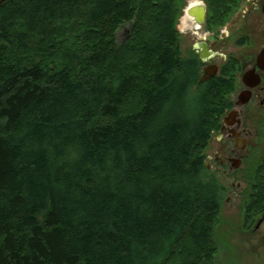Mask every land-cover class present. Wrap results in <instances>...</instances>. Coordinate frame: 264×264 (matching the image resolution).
<instances>
[{
  "label": "trees",
  "instance_id": "trees-1",
  "mask_svg": "<svg viewBox=\"0 0 264 264\" xmlns=\"http://www.w3.org/2000/svg\"><path fill=\"white\" fill-rule=\"evenodd\" d=\"M0 1V264H214L230 86L181 55V0ZM248 184L253 217L264 159Z\"/></svg>",
  "mask_w": 264,
  "mask_h": 264
},
{
  "label": "flooded vegetation",
  "instance_id": "flooded-vegetation-1",
  "mask_svg": "<svg viewBox=\"0 0 264 264\" xmlns=\"http://www.w3.org/2000/svg\"><path fill=\"white\" fill-rule=\"evenodd\" d=\"M185 1L181 0L175 25L179 47L183 41L178 24L183 19L182 29L189 32L184 41L189 42L185 57L196 61L198 80L205 77L207 79L201 82H206L224 75L230 86L229 108L214 132L216 147L212 155L205 156L204 167L227 180L232 177L228 193L233 197H242L249 188L253 172L249 166L243 171L244 161H251L257 152H260L259 158L264 159V144L262 151H258V143L255 142L258 138L256 123L260 120L256 114L264 111V69L257 63V56L264 48V0H224L226 7L220 9L222 13L217 12L213 16L208 15L210 10L206 0ZM238 16L240 24L236 27L234 20ZM226 42H231L229 49L224 48ZM243 47L248 51L238 54L237 51ZM249 72L253 77L244 79V74ZM235 179L241 182L235 184ZM243 210L245 229L259 230L264 223V208H251L253 217L250 210L245 207Z\"/></svg>",
  "mask_w": 264,
  "mask_h": 264
},
{
  "label": "rangeland",
  "instance_id": "rangeland-1",
  "mask_svg": "<svg viewBox=\"0 0 264 264\" xmlns=\"http://www.w3.org/2000/svg\"><path fill=\"white\" fill-rule=\"evenodd\" d=\"M197 0H186V3H192ZM239 16L234 20L236 21V27L239 26L240 22ZM181 22V23H180ZM183 19L179 20L178 28L182 30L180 42L181 48L180 52L183 57H185V52L188 50L189 42H184L188 36L189 32L183 30L182 26ZM127 30V25H124L119 29L117 34V42L120 43L123 39ZM199 37V35H198ZM256 43V42H253ZM231 47V42H226L224 46L225 49ZM248 48L243 47L237 51L246 53ZM248 111V110H246ZM258 120L257 131L258 138H255L258 151H262L263 139H264V111H259L256 114ZM215 132V131H214ZM212 133L207 147L205 148L203 154L212 155L214 148L216 147V133ZM257 140V141H256ZM258 154V155H257ZM254 158L250 161H244L243 171L248 167L253 169V167L261 160L259 158L260 152H257ZM204 162V161H203ZM251 162V163H250ZM213 166V164H211ZM248 169V170H249ZM219 182L225 187L223 199L218 211L217 220L214 226V239L217 244V252L214 255V264H264V223L260 226L257 231H250L245 229L243 226V216H244V193L242 197H233L228 193L231 189L229 182L232 180L230 177L228 180L226 177L212 173ZM241 182L235 179L233 183Z\"/></svg>",
  "mask_w": 264,
  "mask_h": 264
},
{
  "label": "water",
  "instance_id": "water-1",
  "mask_svg": "<svg viewBox=\"0 0 264 264\" xmlns=\"http://www.w3.org/2000/svg\"><path fill=\"white\" fill-rule=\"evenodd\" d=\"M0 3H1V1H0ZM257 63H258V65H259L260 68L264 69V48L260 51V53H259L258 56H257ZM248 77L252 78L253 75H251L250 72L244 74V79H246V78H248ZM206 79H207V78H205V77H201V78L198 80V83H200L201 81H205ZM244 99L246 100V98H244ZM245 100H244V101H245Z\"/></svg>",
  "mask_w": 264,
  "mask_h": 264
}]
</instances>
